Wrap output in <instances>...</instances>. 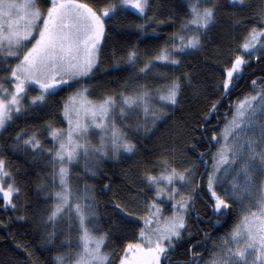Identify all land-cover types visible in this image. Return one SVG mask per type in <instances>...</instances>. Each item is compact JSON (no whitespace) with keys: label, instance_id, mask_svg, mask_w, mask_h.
Listing matches in <instances>:
<instances>
[{"label":"trees","instance_id":"16d2710c","mask_svg":"<svg viewBox=\"0 0 264 264\" xmlns=\"http://www.w3.org/2000/svg\"><path fill=\"white\" fill-rule=\"evenodd\" d=\"M79 1L103 26L97 66L46 94L27 88L0 133L5 186L16 190L7 203L0 189V264H76L83 231L76 214L103 242L104 264H121L141 240L143 205L158 202L166 216L174 211L171 201L156 200L153 181L174 173L179 185L188 170L199 175L197 192L162 264H200L239 218L233 202L215 211L206 180L238 104L264 93V55L245 51L251 34L264 28V0H149L143 16L120 4L114 11L117 0ZM36 4L44 14L51 6ZM107 9L112 13L104 18ZM207 13L208 24L196 22ZM13 65L0 59V86ZM80 90L93 102L118 104L148 94L160 114L132 112L127 123L118 121L129 153L103 158L95 144L94 160L62 168L55 133L67 129L65 108ZM165 93L173 94L170 101L158 102ZM66 193L70 204L59 212L58 197Z\"/></svg>","mask_w":264,"mask_h":264},{"label":"rangeland","instance_id":"374dc122","mask_svg":"<svg viewBox=\"0 0 264 264\" xmlns=\"http://www.w3.org/2000/svg\"><path fill=\"white\" fill-rule=\"evenodd\" d=\"M117 1L113 10L120 4L142 16L149 4V0ZM50 3L44 14L36 0H0V59L2 63L14 61L6 83L0 86V133L19 112L27 88L44 89L43 94L55 91L74 79L87 77L98 64L103 26L79 0ZM111 13L107 9L101 16L106 18ZM195 20L205 26L210 22L209 14L198 15ZM245 51L250 57L264 55V28L251 34ZM239 72L240 68L235 70ZM172 96L161 94L158 102L170 101ZM155 101L148 94H137L120 104L93 102L85 90H80L66 105L67 129L55 133L59 165L94 160L95 144L103 158L129 153L117 123H127L125 117L137 113L158 117ZM220 137L223 144L213 157L206 189L215 211L233 202L239 218L232 232L221 237L200 264H264V93L243 98ZM6 175L0 164V189L10 203L16 190L11 184L5 186ZM61 178L65 189L66 176ZM198 179L196 170H188L178 177L179 185L174 183V173L153 181L156 200L171 201L174 211L166 216L158 202L145 203L141 240L128 249L121 264H162L164 255L174 250V241L186 228L190 194L197 192ZM69 204L68 193L59 196L57 210L62 212ZM76 215L83 229L76 264H104L103 242L88 233L84 216Z\"/></svg>","mask_w":264,"mask_h":264},{"label":"water","instance_id":"95a60500","mask_svg":"<svg viewBox=\"0 0 264 264\" xmlns=\"http://www.w3.org/2000/svg\"><path fill=\"white\" fill-rule=\"evenodd\" d=\"M89 13L96 19V20H98V18H97V16L96 15H94V13L92 12V11H89ZM100 22V21H99ZM201 179H202V177H201ZM201 179H200V182H201ZM199 185H200V183H199Z\"/></svg>","mask_w":264,"mask_h":264},{"label":"flooded vegetation","instance_id":"af4514ba","mask_svg":"<svg viewBox=\"0 0 264 264\" xmlns=\"http://www.w3.org/2000/svg\"><path fill=\"white\" fill-rule=\"evenodd\" d=\"M255 85H256V83H255Z\"/></svg>","mask_w":264,"mask_h":264},{"label":"bare ground","instance_id":"6f19581e","mask_svg":"<svg viewBox=\"0 0 264 264\" xmlns=\"http://www.w3.org/2000/svg\"><path fill=\"white\" fill-rule=\"evenodd\" d=\"M233 108V107H232Z\"/></svg>","mask_w":264,"mask_h":264}]
</instances>
